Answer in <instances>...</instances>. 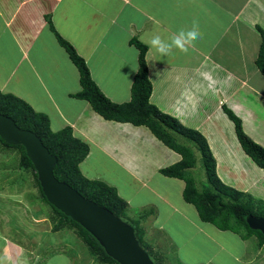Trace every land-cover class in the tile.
<instances>
[{"label":"crops","instance_id":"0c3cea01","mask_svg":"<svg viewBox=\"0 0 264 264\" xmlns=\"http://www.w3.org/2000/svg\"><path fill=\"white\" fill-rule=\"evenodd\" d=\"M238 2L231 7L223 0H0V91L46 114L54 132L71 127L90 146L82 174L116 189L129 205V217L144 216L139 218L143 230L162 231L161 213L179 212L163 190L179 182L185 201L186 184L161 171L182 156L147 127L107 121L74 97L82 91L79 70L47 18L86 61L102 93L117 104L131 101L139 51L130 41L137 39L148 47L150 102L207 139L225 185L264 201V169L243 151L235 124L222 109L224 104L230 108L245 133L264 147V96L256 90L263 86L251 81L260 73L257 26L264 27V0ZM193 25L199 35L186 40V47L173 43L162 57L146 43L150 35L170 41ZM251 32L260 38L258 48L244 35ZM251 48L257 53L251 55ZM102 70L107 78L97 80L95 73ZM144 191L152 196L142 199ZM60 255L59 264H71ZM0 264H33V255L14 239L0 247Z\"/></svg>","mask_w":264,"mask_h":264},{"label":"trees","instance_id":"16d2710c","mask_svg":"<svg viewBox=\"0 0 264 264\" xmlns=\"http://www.w3.org/2000/svg\"><path fill=\"white\" fill-rule=\"evenodd\" d=\"M47 19L50 29L56 35L59 44L65 49L71 61L79 70L82 91L74 97L87 101L93 110L107 121L128 123L136 127H147L157 139L182 156L179 163L163 169L161 173L164 176L181 179L185 182L184 200L196 208L200 220L205 224L215 226L220 231L236 234L245 242L256 238L258 248H263L264 235L260 231L250 229L248 218L251 216L264 218V201L225 185L218 177L217 162L210 150L207 139L200 132L186 128L176 118L163 113L150 102L153 84L149 78V67L146 60L148 47L137 39L130 41V44L139 51V67L131 87V101L117 104L102 93L93 81L86 61L68 41L57 33L51 19ZM257 30L262 41L256 66L264 77V29L257 26ZM222 109L235 124L237 138L243 151L258 167L264 169V147L254 142L245 133L242 120L230 108L224 104ZM0 114L13 119L20 129L31 131L42 140L51 155L57 158L54 173L60 182L71 186L84 198L97 203L125 221L124 218L128 215L129 205L119 196L117 190L103 182L89 180L82 174L81 164L88 157L90 146L87 142L75 137L71 127L54 132L51 128L50 119L46 114L36 112L24 100L12 94H5L2 91H0ZM179 137L195 145L202 156L209 185L202 191H199L196 180L189 173L190 170L196 167L195 152L191 147L181 143ZM0 144L8 150L16 149L20 152L19 169L33 174L42 200L51 207L59 218L54 230L57 232L64 228L75 230L89 255L97 262L101 264H119L108 256L105 249L88 231L47 201L38 174L29 160L25 148L10 146L1 138ZM138 215L144 218V216ZM140 221H133L131 226L135 229L137 239L143 247L139 238V232H144ZM148 254L151 257V254Z\"/></svg>","mask_w":264,"mask_h":264},{"label":"rangeland","instance_id":"374dc122","mask_svg":"<svg viewBox=\"0 0 264 264\" xmlns=\"http://www.w3.org/2000/svg\"><path fill=\"white\" fill-rule=\"evenodd\" d=\"M223 1L231 7H237L239 4V0ZM241 1L244 3L245 0ZM262 18L264 16H261ZM258 25L264 29L260 23ZM244 35L250 39L249 43L252 46L259 47L260 38L257 34L251 32V35L246 33ZM249 50L250 54L257 53L253 48ZM234 60L239 61L238 58ZM250 64L249 69L255 71L254 63ZM106 74L105 70L95 73L97 80L102 75L107 78L108 74ZM251 81H254L255 85L257 83L263 86V88L256 86V90L264 96V77L257 71L252 75ZM262 115L264 116V111ZM179 138L181 143L191 147L195 152L196 167L189 173L196 180L199 191H202L209 186L202 156L195 145L182 137ZM19 156L18 150H8L0 144V247L7 242H13L14 239L19 241L33 255V264H59L61 259L56 256L58 253L71 264H101L89 255L75 230L71 228H64L59 232L54 230L59 218L42 200L33 174L19 169ZM91 169L93 170L92 167L90 171ZM84 171L86 172L87 169L84 168ZM161 180L167 182L164 177ZM174 183V186L163 190L162 193L168 194L179 212L161 213L159 221L164 225L162 231L151 226L146 227L147 231L145 229L143 233L139 232L142 248L151 254L152 258H150L154 260L153 262L156 264H264V247L258 248L256 238L245 242L236 234L219 231L215 226L203 223L196 208L183 201L181 183ZM144 192L142 199L147 195L152 196L147 191ZM158 207L156 205L154 211H157ZM136 215L134 218L127 215L124 218L125 222L133 225L134 220L138 221L141 218L137 215L135 219Z\"/></svg>","mask_w":264,"mask_h":264},{"label":"water","instance_id":"95a60500","mask_svg":"<svg viewBox=\"0 0 264 264\" xmlns=\"http://www.w3.org/2000/svg\"><path fill=\"white\" fill-rule=\"evenodd\" d=\"M0 138L10 146L25 148L47 201L88 231L108 256L119 264H155L131 225L55 177L57 158L35 133L20 129L13 119L0 114ZM248 223L251 230L264 235V218L251 216Z\"/></svg>","mask_w":264,"mask_h":264},{"label":"clouds","instance_id":"9594fccd","mask_svg":"<svg viewBox=\"0 0 264 264\" xmlns=\"http://www.w3.org/2000/svg\"><path fill=\"white\" fill-rule=\"evenodd\" d=\"M197 35H199V29L196 25H193L187 29L182 27L178 33L172 35L170 41L163 40L160 35H150L147 37L146 43L151 50H154L156 54L162 57L166 51H171L173 43H177L181 47H186V40H192Z\"/></svg>","mask_w":264,"mask_h":264},{"label":"bare ground","instance_id":"6f19581e","mask_svg":"<svg viewBox=\"0 0 264 264\" xmlns=\"http://www.w3.org/2000/svg\"><path fill=\"white\" fill-rule=\"evenodd\" d=\"M227 222V221H226ZM228 223V222H227Z\"/></svg>","mask_w":264,"mask_h":264}]
</instances>
